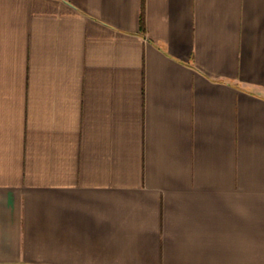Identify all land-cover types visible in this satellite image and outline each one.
Instances as JSON below:
<instances>
[{"label": "crops", "instance_id": "crops-1", "mask_svg": "<svg viewBox=\"0 0 264 264\" xmlns=\"http://www.w3.org/2000/svg\"><path fill=\"white\" fill-rule=\"evenodd\" d=\"M0 0V264H264V0Z\"/></svg>", "mask_w": 264, "mask_h": 264}, {"label": "trees", "instance_id": "trees-1", "mask_svg": "<svg viewBox=\"0 0 264 264\" xmlns=\"http://www.w3.org/2000/svg\"><path fill=\"white\" fill-rule=\"evenodd\" d=\"M140 26H141L142 30L145 28L144 0H142V11L140 14Z\"/></svg>", "mask_w": 264, "mask_h": 264}]
</instances>
